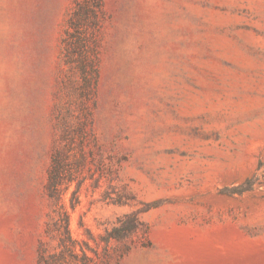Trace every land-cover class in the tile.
Masks as SVG:
<instances>
[{
    "label": "rangeland",
    "instance_id": "rangeland-1",
    "mask_svg": "<svg viewBox=\"0 0 264 264\" xmlns=\"http://www.w3.org/2000/svg\"><path fill=\"white\" fill-rule=\"evenodd\" d=\"M0 264H264V0H0Z\"/></svg>",
    "mask_w": 264,
    "mask_h": 264
},
{
    "label": "trees",
    "instance_id": "trees-1",
    "mask_svg": "<svg viewBox=\"0 0 264 264\" xmlns=\"http://www.w3.org/2000/svg\"><path fill=\"white\" fill-rule=\"evenodd\" d=\"M254 180H246L244 183H242L239 186H234V187H224L223 189L220 190V192L225 193L227 195L233 196V195H242L246 191H250L254 188Z\"/></svg>",
    "mask_w": 264,
    "mask_h": 264
}]
</instances>
